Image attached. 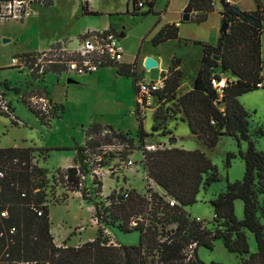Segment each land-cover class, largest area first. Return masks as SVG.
<instances>
[{"label":"trees","instance_id":"16d2710c","mask_svg":"<svg viewBox=\"0 0 264 264\" xmlns=\"http://www.w3.org/2000/svg\"><path fill=\"white\" fill-rule=\"evenodd\" d=\"M221 1L223 19L227 20L229 26L225 33H221L217 43H202V66L193 88L179 94L183 71L178 68L180 58H174L163 75V88L155 93L160 101L165 99L172 102L179 113H183L192 133L204 140L209 148H214L225 135L234 137L238 142L242 139L248 141V149L240 151L246 164L244 177L229 181L225 190L210 201L215 211L213 222L207 225L205 221L197 220L187 207L197 202L201 189H207L220 180L216 165L201 149L191 150L178 146L147 149L146 138L153 133H148L144 128L141 103L138 101V137L141 145H144V168L148 178L164 190L163 194L149 186L147 191L151 194V200L146 194L131 189L126 198L119 195L116 200L113 191L104 197L106 201L97 203L103 192V182L95 178L93 183L97 188L93 192H88L89 188L81 186L82 175L91 171L90 153L102 145H111L112 137H120L131 149L136 147L130 132H116L111 125L91 123L86 130L85 145L75 147V164L66 169L55 170L51 177L48 176L47 169L35 163L36 148L0 147V172H3V176L0 175V208L8 211V217L1 220L4 235H0V264H221L206 263L197 254L200 246L213 249L214 240L217 239H222L230 252L246 256L238 264H264V150L259 149L257 140L251 137L250 113L238 100L240 95L264 87V5L262 0H256L257 8L252 12H244L235 10L236 6L228 0ZM45 4L51 5L53 0H48ZM213 5L212 0H190L185 10L200 11L195 19L204 22L213 10ZM147 6L144 14L152 12L154 2L150 1ZM82 8L86 14H99L89 10L86 3L82 4ZM178 36L179 28L174 24H167L153 38V43L158 45ZM60 45L56 43L51 47ZM37 53L25 52L20 56L29 57ZM214 55H219L220 60L214 59ZM68 58L76 59L77 56L70 55ZM104 66H116L119 73L134 76L138 94L136 63H110ZM49 72L61 73L58 69H53L44 76ZM31 75L35 76L34 73ZM221 75L226 76L227 84L220 95L213 85V77L220 79ZM3 84L8 91L11 90L7 81ZM14 91L19 93L20 89L15 87ZM43 93L50 96L46 88H43ZM23 102L43 122H49L63 111L62 107L55 104L49 115H42L28 101ZM148 107L150 106L145 108ZM166 118L158 116L161 121ZM160 125L161 123H154L153 132L159 130ZM103 131L106 132L104 135ZM255 134H264V130L259 127ZM174 140L175 138L172 142ZM49 150L50 148L39 149L44 158L48 156ZM234 157V153H229L228 164ZM53 180H60L66 185L63 199L56 203L65 202L69 191H79L84 200L95 206L103 225H116L124 232L138 230L139 243H109L110 237L104 236L103 228L99 227L94 239L79 246L56 245L51 232L50 214V204L56 203L48 204L46 191ZM236 199L244 202V218L241 220L235 214ZM108 200H111L109 205ZM132 221L137 224L132 225ZM12 227L15 228L14 232L10 231ZM249 232L255 237L256 252H251Z\"/></svg>","mask_w":264,"mask_h":264},{"label":"rangeland","instance_id":"374dc122","mask_svg":"<svg viewBox=\"0 0 264 264\" xmlns=\"http://www.w3.org/2000/svg\"><path fill=\"white\" fill-rule=\"evenodd\" d=\"M78 1L81 0H54V3L49 5L45 4L48 0H34L29 4V13L23 20L0 21V83H4L5 80L9 82L11 90L8 91V97L15 108V114L22 120L19 125H14L10 117L0 115V147L36 148L35 156L42 157V164L51 171V175L52 171L64 167L68 157H74L77 145L85 144L86 127L88 128L93 122L111 125L116 132H130L136 147L131 149L127 142L121 140L120 137H112L110 144L113 148L111 150L105 151L103 148H99L95 152H91V168L100 164L104 168L93 178L90 176L91 171H89L84 179V186L89 188L88 192H93L97 188L93 180L96 178L97 181L103 182V177L108 175L111 178L120 180L119 186L126 189H131L123 184L124 180L126 181L129 178V186H133L136 190H142L145 187L146 193L151 184L146 178L147 175H144L142 151L144 145H141L138 137L140 129V120L137 113L139 99L134 76L120 75L114 66L100 67L92 73L83 75L49 72L40 80L46 83L56 102L64 107L62 114L54 117L49 126L42 123L40 118L23 102L25 100L30 103L31 96L43 95V88L35 86L41 85L34 82L37 80V83H39V80L36 79L37 75L32 77L28 68H16L12 65L11 59L25 52H36L44 44H46V47L50 46V40L63 28L70 27L79 32L86 27H104L111 21L116 28L117 35H119V42L125 49L124 61H135L139 54L141 56L150 54L162 61V56L167 57L176 53L177 56L187 60L184 67L186 72L185 85L190 86L196 74L194 65L198 62L199 44L189 46H185L182 42L177 45L168 44L159 52L154 51L155 47L152 42L159 28L165 25L166 22L171 19H181L180 13L177 11L186 0H157V12L146 14L142 11L134 14L132 3L130 13L126 14L127 0H89V5L101 9L102 13L100 12L98 16H85L76 19L75 6ZM232 1L234 2L233 5L244 12L257 8L256 0ZM262 3H264V0H262ZM213 4V10L209 12L208 20L205 23L184 19L180 21L182 38L199 40L206 38L208 34L213 32L214 42H216L223 21V4L221 0H214ZM110 9H121L123 11L111 13L108 11ZM122 33H124L123 37L120 36ZM4 39L9 40L4 42ZM75 41V38L71 39V42ZM262 42L264 44V33ZM140 60L139 67H137L139 78L148 80L157 78L160 67L147 70L144 64L141 65ZM69 78L74 81L68 82ZM15 87L20 89L19 93L14 91ZM20 94L21 96H19ZM238 100L250 113L251 137L257 140V147L264 150V134H255L259 127L264 130V87L244 93L238 97ZM169 103L167 101L163 102L157 110L153 108L156 105V100H152V107L144 108L141 106L144 128L148 133H153V135L146 138L145 147L155 145L158 148L161 147L159 144L166 137H170V141L173 139L167 134L175 129V121L170 120L169 123L166 122L167 119L161 121V119H158L159 113L157 112H161V115L167 118L178 117V108ZM154 123H161L159 130L155 132L152 130ZM178 124L175 133L184 136L181 141L189 148L205 151L219 172L220 180L212 183L207 189H201L197 202L188 208L192 214L205 219L208 225L209 222H213L215 214L210 201L225 190L229 181L240 180L245 175L246 164L240 156V151L248 149V141L242 139L238 142L234 137L225 135L220 138L214 148H209L204 140L188 134L187 124L182 122ZM104 133L106 132L103 131L102 135ZM45 147L50 148L46 158L39 151L40 148ZM229 153L236 155V157L230 159V164H228ZM128 158H132L135 162L131 170L130 167L125 165ZM103 162L106 164L104 165ZM111 168L116 169V171L111 172ZM65 190L66 185L63 182L60 188L54 183H50L46 190L48 204L62 200ZM58 192L60 193L59 196L57 195ZM99 197L97 203L106 201L103 192ZM262 200L264 201V195ZM67 205L71 206L69 211L66 208ZM91 206L94 205L89 201H84L82 198L80 199L69 193L68 202L53 204L50 211H52L55 218V223L59 220L65 221L64 223L70 228L79 224L75 232L78 231L88 236L89 233L93 232L91 227H101L92 222L95 210ZM235 214L239 220L244 218V202L241 199L235 200ZM262 222L264 223V218ZM107 227L111 231L110 234H106L103 230V235L107 238L115 237L117 242L125 245L139 243L140 232L138 230L124 232L116 225ZM249 243L251 252H256L257 243L251 232H249ZM197 254L206 263L237 264L240 258L239 254L230 252L225 247L222 239L214 240L213 249L200 246Z\"/></svg>","mask_w":264,"mask_h":264},{"label":"built area","instance_id":"2783aa9c","mask_svg":"<svg viewBox=\"0 0 264 264\" xmlns=\"http://www.w3.org/2000/svg\"><path fill=\"white\" fill-rule=\"evenodd\" d=\"M33 1L34 0H0V21L4 22L11 19L23 20L29 13V4ZM133 3L135 5V8L141 10L147 7L148 0H133ZM118 36L119 35H117L116 31H113L111 28L87 30L80 38L78 47L74 50H69L65 45H60L58 47H49L48 49H45L43 51H38V53L34 56L22 57L19 55L18 57H12L11 63L19 69L28 68L31 73H34L38 76V80H40L46 72L53 69H58L59 71H61L60 74L66 73L68 75H83L85 73H92L98 68L104 67V65L110 63H120L123 60L125 49L122 44H120ZM70 55H76L77 58L69 60L68 56ZM226 79L227 78L224 75H221L220 79L213 77V85L220 95L222 94L223 89L227 84ZM164 84L165 76H161L157 80L140 79L137 83V87L141 106H143L144 108L146 106H151L154 94L158 90L163 88ZM29 104L36 110H38L42 115H49L54 110L56 103L50 96L43 93V95L31 96ZM0 115H6L7 117H10L11 121L17 123L18 125L22 122V120L15 114L12 103L8 97V90L3 83H0ZM212 122L215 123V121ZM147 147L146 148L149 150L156 149L155 145ZM99 148H103L105 151H107L108 149L111 150L113 146L102 145ZM125 165L127 167L133 168L135 162L132 158H128L125 161ZM103 168L104 167H102L101 164L93 168L90 167V170L92 169L90 176L92 178L95 177L96 174H99L101 172L100 170H102ZM114 171H116V169L111 168V172ZM0 175L3 176V172H0ZM85 177L86 174H83L81 182L82 187L84 186ZM55 181L56 182H54L53 180L52 183L60 188L62 186V181ZM58 182L60 183L59 185L57 184ZM130 190L131 189H126L122 186L115 187L113 191H115L116 200L118 199L119 195L123 196L124 198L128 197L130 194ZM59 194L60 193L58 192L57 195L59 196ZM144 194H146V197L151 200L150 192H146ZM53 199L55 200V198ZM110 203L111 200H108L107 205H109ZM92 209L95 210V214L92 218L93 224L101 226L106 234H110L111 231L109 227L103 225L101 216L96 214L95 206H92ZM6 217H8L7 209L0 208L1 236L4 235L1 220L2 218ZM197 220L205 221V219L202 218H197ZM131 224L136 225L137 222L132 221ZM14 230V227L10 229L11 232H14ZM109 243L117 244L115 242V237H111ZM192 247L193 246H191V253ZM21 264L41 263L23 262Z\"/></svg>","mask_w":264,"mask_h":264},{"label":"crops","instance_id":"0c3cea01","mask_svg":"<svg viewBox=\"0 0 264 264\" xmlns=\"http://www.w3.org/2000/svg\"><path fill=\"white\" fill-rule=\"evenodd\" d=\"M150 1H153L154 2V6H153V8H152V12L151 13H155V12H157V9H156V5H157V0H148V3H150ZM190 0H186V2H184L183 4H182V6L180 7V9H178V11L177 12H179L180 13V20L179 19H171V20H169L168 22H166V24L165 25H167V24H174L175 26H177L178 28H179V36L177 37V38H171V39H168V40H166V41H163V42H161V43H159L158 45H155L154 43V47H155V50L154 51H161L163 48H164V46H166V45H168V44H174V45H177L178 43H184V45L185 46H189V45H193V44H199L198 45V48H199V57H198V62H197V64L196 65H194V70H195V76H194V78H193V83H192V85H185V71H184V67H185V65H186V63H187V60H185L184 58H182V57H179V56H177L176 55V53H173V54H171V55H168L167 57H165V56H162L161 58H163V60L162 61H160V60H158L155 56H153V55H150V54H145V55H143V56H141V54H139L137 57H136V60L135 61H132V62H127V61H124V60H122L121 62H120V64H123V65H132V64H134V63H136V69H137V78L140 80V79H144V80H148V79H146V78H139V76H138V68L137 67H139V60H140V57H142L141 58V60H140V63H141V65L142 64H144V60H145V58L146 57H148V56H152V57H154L157 61H158V67H160V69H159V73H158V76H157V78H151V79H149V80H157L159 77H161V76H163L167 71H168V69H169V67H170V65H171V63H172V60L174 59V58H180V64H179V66H178V68L179 69H181L182 71H183V78H182V80H181V84H180V86H179V89H178V91H179V94L180 95H182V94H184L185 92H187V91H189V90H191L192 88H193V84H194V80H195V78H196V76H197V74H198V72H199V70H200V68H201V66H202V58H203V54H204V52H203V44L202 43H206V42H209V43H213V44H215V43H217V41H218V39L220 38V35H221V33H220V35L218 36V39L216 40V42H214V33L212 32L211 34H208V36L206 37V38H203V39H199V40H191V39H189V38H182L181 37V28H180V21H182L183 20V16H184V14L185 13H187L186 12V6H187V4H188V2H189ZM229 1V0H228ZM214 2V1H213ZM53 3H54V0H53ZM83 3H86L87 4V6H88V9L89 10H93V11H96L97 13H102V10L101 9H98V8H93V7H91L90 5H89V0H81V1H78V3L76 4V6H75V12H76V19H79L80 17H85V16H98L99 14H86V13H84L83 12V8H82V4ZM131 3H132V7H133V13L135 14L136 12L137 13H139V11H142V13H144V12H147V9H148V6L146 7V8H144V9H142V10H139V11H136V9H135V5H134V3H133V0H127V6H126V14H129L130 13V5H131ZM230 3H234L232 0H230ZM263 5H264V3H263ZM109 12H119V11H123V10H121V9H110V10H108ZM252 11H254V10H252ZM252 11H249V12H252ZM200 11H192V12H188L189 14H190V18H189V20L190 21H192V20H195L196 21V19H195V15L197 14V13H199ZM123 13V12H122ZM223 16V15H222ZM208 20V17H207V19H206V21ZM206 21H204V22H198V21H196V22H198V23H205ZM165 25H163L162 27H160L159 28V30H158V32L165 26ZM103 28H111V29H116L115 28V26H114V24L110 21L109 22V24L108 25H106V26H104V27H100V26H92V27H86V28H84V29H82L81 31H79V32H76V30L74 29V28H70V27H68V28H63V29H61L60 31H59V33L58 34H56L51 40H50V46H48V47H46V44H44L40 49H38V50H36V52H38V51H43V50H45V49H48L49 47H51L53 44H56V43H60L61 45H65V46H67V48L69 49V50H74V49H76L77 47H78V44H79V40H80V38L84 35V33L87 31V30H91V29H103ZM157 32V33H158ZM76 39V41L75 42H71V39ZM68 41H70V42H68ZM153 42V41H152ZM262 44H263V42H262ZM264 44H263V46H262V50H263V59H264ZM161 55V54H160ZM123 59H124V57H123ZM116 69H117V72H118V67H116V66H114ZM155 68H157V67H155ZM150 70H154L153 68L152 69H150ZM118 74H120V75H124V74H121V73H119L118 72ZM124 76H127V75H124ZM129 77V76H128ZM42 79V78H41ZM136 80V79H135ZM5 81H7V80H5ZM8 82V81H7ZM35 82V84H41V85H35V86H39V88L41 87V88H46V89H48V91H49V88H48V86L46 85V83L45 82H43V80H39L38 82L39 83H37V80L36 81H34ZM43 82V83H42ZM137 82V81H136ZM9 83V82H8ZM10 85V84H9ZM264 85V84H263ZM49 93H50V96H51V98L53 99V101H55V103L56 104H58L57 102H56V100H55V98L52 96V94H51V91H49ZM138 95V94H137ZM19 96H21V94L19 95ZM139 99V98H138ZM153 100H156V105H155V107H153V108H155L156 110H157V108H158V106L159 105H161L163 102H166V100L164 99V100H162V101H160L159 100V97H158V95L157 94H154V97H153ZM169 103V102H168ZM169 104H173V103H169ZM59 105V107H62L63 109H64V107L62 106V105H60V104H58ZM12 106H13V104H12ZM150 107H152V104H151V106ZM13 109L15 110V108H14V106H13ZM63 112V111H62ZM158 113H159V115H161L162 113L161 112H159V111H157ZM62 114V113H61ZM60 115V114H59ZM58 115V116H59ZM179 116L176 118V117H168V118H166L167 120H166V122H168L169 123V121L170 120H172V121H175V129L174 130H172V132L171 133H169V134H167V135H169V136H171L172 138H175V140L172 142V140L170 141V137L168 138V137H166V139H163V141H162V143L161 144H159L160 146H162V147H172V146H178V147H182V148H186V149H193V148H189V146H187L186 144H184L182 141H181V139L184 137L183 135H178L177 133H175L176 132V130H177V126L179 125L178 123L179 122H182V123H185V124H187V126H188V128H189V133L188 134H190V136H192V137H197L195 134H193L192 133V131H191V129H190V126H189V124H188V121L187 120H185L183 117H184V115H183V113L181 112V113H179L178 114ZM2 116H4V115H2ZM54 118V117H53ZM52 118V119H53ZM51 119V120H52ZM51 120L49 121V122H43V121H41L42 123H44V124H47V125H49L50 126V124H51ZM12 124H14V125H16L15 123H13L12 122ZM87 130V127L85 128V131ZM153 130V129H152ZM155 132V131H154ZM164 136H166V135H164ZM181 136V137H180ZM198 138V137H197ZM199 139V138H198ZM85 143H86V140H85ZM85 145V144H84ZM81 146H83V145H81ZM14 147H21V146H14ZM45 148H48V147H45ZM75 151H76V149H75ZM76 154H77V151L75 152V155H74V157H68L67 158V161L64 163V167H60V168H58V169H66V168H69V167H72L74 164H75V158H76ZM42 157L41 156H36L35 158H34V161H35V163L38 165V166H40V167H43V168H45V169H47L46 167H44L43 166V164H42ZM143 166H144V164H143ZM131 169H133V168H130V170ZM48 170V169H47ZM57 170V169H56ZM50 172L51 171H49L48 170V176L49 177H51L52 176V174H53V172L54 171H52V174L50 175ZM128 172H131V171H128ZM144 175L146 176L147 175V171H146V169L144 168ZM147 178V180L150 182V184H151V187L154 189V190H156V191H158V192H160V193H162L163 194V192H164V190L158 185V184H156L155 183V181H153L152 179H149L148 177H146ZM120 180H118V179H114V178H111L110 176H108V175H105L104 176V179H103V194L106 196V195H108L109 193H111L112 191H113V189L115 188V187H118L119 186V182ZM124 186L125 187H129V188H131V189H135L133 186H129V178L125 181L124 180ZM128 184V185H127ZM145 190H146V188L144 187L142 190H137L138 192H140V193H145ZM69 193H71V195H73V196H75V197H78V198H82L83 199V197H82V194L79 192V191H69ZM75 194V195H74ZM84 200V199H83ZM237 200V199H236ZM69 201V194H68V196H67V199H66V201L65 202H62V203H56V204H63V203H66V202H68ZM84 201H86V200H84ZM55 204V205H56ZM53 204H50V207L52 206ZM69 207L71 208V206L70 205H67L66 206V208H68V211H69ZM189 207H191V206H189ZM189 207H187V209L189 208ZM91 208H92V206H91ZM189 211V210H188ZM190 212V211H189ZM191 213V212H190ZM51 232H52V234H53V236H54V242H55V244L56 245H58V246H62V245H66V246H79L80 244H82V243H84V242H86V241H89V240H92V239H94L96 236H97V233H98V228L96 227V226H94V227H91V230H93V232H91V233H89L88 234V236H86L85 234H83V233H80V232H75V229L78 227V225H76V226H74L73 228L71 227H69V226H67L64 222L65 221H58L57 223H55L54 221H55V218L53 217V214H52V211H51ZM192 214V213H191ZM192 216L193 217H196V218H202L201 216H199V215H194V214H192ZM203 219V218H202ZM115 242L116 243H119V242H117V240H116V238H115ZM240 256V258H239V261L241 260V258L243 257V258H245L246 256H241V255H239ZM239 263V262H238ZM237 263V264H238Z\"/></svg>","mask_w":264,"mask_h":264},{"label":"water","instance_id":"95a60500","mask_svg":"<svg viewBox=\"0 0 264 264\" xmlns=\"http://www.w3.org/2000/svg\"><path fill=\"white\" fill-rule=\"evenodd\" d=\"M235 10L237 11H241V9H239L238 7H235ZM190 18V14L187 12L184 14L183 16V19L184 20H189ZM228 26H229V23L227 22L226 19H223L222 21V26H221V29H220V33H225L228 29ZM121 37L124 36V33L120 34ZM9 39H4V42H7ZM214 59H216L217 61L220 60V56L219 55H214L213 56ZM144 66H145V69L147 70H150L152 68H155V67H158V61L152 57V56H148L145 58L144 60ZM74 80L72 78H69L68 79V82H73Z\"/></svg>","mask_w":264,"mask_h":264},{"label":"bare ground","instance_id":"6f19581e","mask_svg":"<svg viewBox=\"0 0 264 264\" xmlns=\"http://www.w3.org/2000/svg\"><path fill=\"white\" fill-rule=\"evenodd\" d=\"M225 19V18H224ZM44 264V263H43Z\"/></svg>","mask_w":264,"mask_h":264}]
</instances>
